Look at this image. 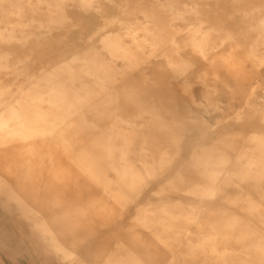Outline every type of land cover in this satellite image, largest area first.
Returning a JSON list of instances; mask_svg holds the SVG:
<instances>
[{"label": "rangeland", "instance_id": "obj_1", "mask_svg": "<svg viewBox=\"0 0 264 264\" xmlns=\"http://www.w3.org/2000/svg\"><path fill=\"white\" fill-rule=\"evenodd\" d=\"M168 2L93 0L84 5L80 0H65V26L51 30H46L44 23L47 9L52 16L54 8L36 0L26 3L27 30L35 31L43 40L30 59L25 56L23 64L0 71V81L9 80L11 84L2 96L0 109L6 116V108L15 100L11 93L17 98L19 93L26 94L41 84L45 75L55 79L62 75V84L83 107L85 124L82 132H68L63 146H58L57 135L35 141L41 153L50 150L52 164L42 162L40 155L32 157L25 148L27 143L0 144L6 157L0 156V176L4 180L0 182L15 191L10 195L0 187V264H105L119 241L124 246L117 250L118 259L136 264H230L224 257L237 249L241 234L264 245L263 218H256L254 210L245 208L249 203L264 214V200L252 182L233 176L238 155L255 148L249 137L264 134L263 39L235 19L237 9L253 5L233 4L232 0H176L168 11ZM143 12L155 16L150 21L158 19L162 29H154L149 41L143 35L137 43L124 38L122 45L133 62L129 65L113 57L108 46L123 31V22L131 31L138 24L148 23ZM199 23L209 36L203 52L187 46L184 40V29ZM213 27L217 31H212ZM170 35L181 46L178 53L172 51ZM92 51L100 57L99 74L113 70L110 81H97L80 65ZM178 60L189 65L180 80L172 72V64ZM65 64L81 72L86 94L78 90L77 74L73 82L69 81L73 76L66 73ZM129 70L131 74L122 80L121 73ZM11 75L17 80L9 78ZM40 91L45 93V89ZM119 117L130 124L117 120ZM73 119L78 120V116ZM209 150L226 160L213 186V199L166 190L179 172L184 175V188L200 183L202 173L194 163V153ZM162 156L166 162L161 165ZM122 160L133 167L140 189L137 193L128 185L117 184L109 168L110 162L118 164ZM80 165L82 169L94 165L103 175L101 183L108 184H96ZM227 176H232L230 183ZM22 203L27 205L25 209ZM138 217L145 220L146 228L138 225ZM223 218L228 221L224 227ZM42 220L52 223L55 231L67 233L66 237L59 233L60 238L71 243L68 248L83 263L76 257L61 262L49 252L48 236L34 229ZM198 223L207 224L218 241L188 244L187 239L196 241L206 236ZM129 255L135 259L128 260Z\"/></svg>", "mask_w": 264, "mask_h": 264}, {"label": "bare ground", "instance_id": "obj_2", "mask_svg": "<svg viewBox=\"0 0 264 264\" xmlns=\"http://www.w3.org/2000/svg\"><path fill=\"white\" fill-rule=\"evenodd\" d=\"M29 1L31 0H0V71L8 70L11 67H18V65L23 64L22 58L25 56L27 57V59H30L29 55L33 54V51L36 45L38 43H41L43 40L41 38V35L37 34L35 31L30 30V29L27 30L29 26L27 27L24 20H26V17L28 16V8L26 6V3ZM64 1L65 0H36L37 4H45L47 6H51L57 12V13L56 12L53 13V15L51 16L50 10L47 9L48 15L44 23V28L46 30L56 29L57 27L65 26L66 18L62 15V12H63L62 4ZM92 1L93 0H80V2L84 5H88ZM174 3H176V0H169L168 11L171 10V7L173 6ZM232 3L233 4L245 3V4L253 5L252 7H250L251 6L250 5L249 8L246 7V8L237 9L236 12L238 16L235 19L239 20L240 23L246 25L248 28H250V30L252 29L251 31L254 30V32H257L258 35L262 37L263 39L262 44L264 46V0H232ZM152 6L154 5L152 4ZM146 11L148 10L146 9ZM149 13L148 12L142 13L145 19L148 20V23L138 24L133 31L127 28V25H126L127 22H123L124 24L123 31H121L118 34V36L114 38V40L108 46L109 47L108 49L112 51L111 55L113 57L117 59H122L127 64L132 65L133 62L129 60L127 49L122 45V41L124 40V38L129 37L132 39V41L137 43L141 40L139 39V37L143 35L144 40L149 41L150 39H152L151 37L154 35V29H157L158 31L162 29L160 24L157 23L158 19H156L157 22L153 20H152L153 22L150 21V18H155V16L154 17L150 16ZM152 14H156V12L154 13L152 12ZM157 15L158 14H156V16ZM123 16H125V14ZM162 18L164 20V17ZM149 23L150 25H147ZM40 28L42 29L41 25L39 29ZM184 30L186 31V37L184 38V40L187 42L188 44L187 46H190L192 49L198 52H203L209 40V36H208V33L204 34L202 32V23L197 24L195 27H192V24H190ZM212 31H217L216 27H213ZM155 40L160 41L161 39L155 38ZM170 42L173 44L172 51L175 53H178L181 49V46L177 44L175 36L170 35ZM17 51H22V52L19 53ZM92 52L93 53L89 55L87 58L80 60V65L82 66V68L86 69L85 71L87 72V74L96 76L97 81L99 82L110 81L112 74H113V70H110V69L107 71L104 70V72L99 74L98 73L99 71L97 70V68L102 67L101 62H100V57L94 51ZM75 58L79 59V57L77 56ZM49 64H51V62H49ZM188 67L189 65L185 63L184 61H181V60L175 61L172 64V72H173L174 78L179 79V80L183 79L185 77V74L188 71ZM63 68L67 71L66 73L70 74V76L77 74V78H78L77 80L80 83L78 86V90L86 94L87 87H86L85 81L84 80L82 81V77L79 76L81 72L79 70H74L69 64L63 65ZM131 71L132 70H129L126 74L121 73L122 80L127 78L128 75L131 74L130 73ZM9 78H15L17 80V76L15 75H11V77ZM74 79L75 77L73 76L72 78H70L69 81L73 82ZM62 81H63L62 75H59V78L57 79L51 77L50 75H47V76L45 75L43 77V82H42L43 84L39 83V84L34 85L33 87L30 88L28 93L26 94L23 93V95H21L22 94L21 88H19L18 93L19 92L21 93L18 94L17 98H16V95H13L11 93V98L12 99L15 98V100H13V103L6 108L7 115L5 116V114L2 113V110L0 109V144H3L4 141L7 142L8 144L15 142V141H21V142L27 143V146L25 148H27V152L32 157H38L40 155L42 162L45 163L47 161L48 163L52 164L53 158L50 154V150L48 151V149H46L49 152V153H45L46 155L44 153H41L35 141L37 139L57 135L59 137V139L57 138L58 146L59 145L63 146L66 142V139H65L66 134L70 131L72 134H75L76 131L82 132L84 129V124H85L84 110H83L82 105H80L78 101V97L74 93H72L68 89V87L63 85ZM10 86L11 84L9 80L0 81V106L3 103L2 96L9 91ZM42 89H45L44 94L40 93L41 92L40 90ZM138 115L141 116V114L139 113ZM76 116H78V120H74V119L72 120V118ZM117 120L124 122L126 125L130 124L128 120L121 118V117L117 118ZM249 139L255 145V148L252 149V151L244 150L242 154L239 152L240 155H238V158H237V170L233 174V176L245 182H252L255 191L258 193L259 197L264 200V188L262 186L264 184V134L254 133L251 136V138L249 137ZM8 151L9 149H7V153ZM8 155L10 156L11 154L9 153ZM194 155H195L194 163L196 164L197 169L202 173V174L198 173L202 181L200 183L195 184L191 189H186L184 188V183H183L184 175L182 174V172H179L171 180L166 190L167 191L178 190L180 192H187L188 194L197 196L199 198L204 197L208 199H213L216 195V191L213 186L215 184V181L218 178V173L220 169L223 167V165L225 164L226 160L221 155H218L217 153L211 150L207 152H202V153L195 152ZM243 155L245 157H243ZM0 156L2 157L4 156V158H6L3 150H0ZM243 159H246V160H243ZM242 161L245 162L244 165H242ZM165 162L166 160L162 156L159 160V163L162 165ZM21 163L22 162H20V164ZM25 165H23V168H25L24 167ZM78 167L81 170H85V173L88 174V176L96 184L98 185L108 184V183H101L103 180V175L102 173L100 172L98 173L95 171L96 169L94 165L86 166L83 169L81 165ZM14 168H16V166ZM109 168L114 172L116 176V180L118 182L117 184L128 185L135 193L140 191V189L138 188V183H136L134 180V176L136 174L133 170V167L129 164L127 160H122L118 164H115L114 161H112L110 162ZM104 169H107V168H103L102 171ZM26 171H28V174H29V170H26ZM26 175L27 174L24 173V176ZM231 179H232V176H227V181L229 183L231 182ZM0 180H2L1 177H0ZM2 181L0 182V187L2 191L4 190V192L6 193L8 192L10 195L14 194L15 191H13L10 188V185ZM106 194H108L110 197L113 196L112 191H107ZM54 203H56V201L53 202V205H55ZM236 204L238 205L239 202L237 201ZM21 206L25 209L27 205L22 203ZM245 208L254 210L253 215L256 218H263L262 220H264V214L261 213L258 207L247 203ZM241 209H244V206ZM95 211H93L92 209V212H95ZM12 212L14 213L15 211H12ZM92 212H88V213H92ZM67 216H70V215H67ZM138 219L136 221L138 225H141L146 228L147 223L145 222V220L140 217H138ZM55 221L57 222V220H54L53 223H55ZM221 225L223 227L228 225V221L226 218L225 219L223 218ZM198 226L201 228V230L204 231L206 236L199 237L196 241H193L192 238L187 239L188 244L193 245V244H201L205 242H217L218 241L217 236L211 235V228L207 224L205 225V224L198 223ZM15 229L17 230V228ZM34 229L37 230L38 233L41 232L48 236V239L46 240V242L49 247V252L52 253L58 261L63 262V261H66L68 258L76 257L75 260H77V262L80 263L81 260L77 257L75 253L70 251V249L68 248V244L70 245L71 243H67L65 240L60 238V234L66 237L65 234L67 233L65 231L58 230L59 232H57L53 229L52 223L43 221V220L40 223H37ZM71 242H75V240ZM120 242L122 241H119V243L117 242L118 246L119 247H122V245L124 246V243L123 242L120 243ZM237 242L239 244L237 249L233 251L232 254L226 255L224 257V259L226 258L225 259L226 261H229L230 264H264V245L260 244L259 242H256L255 240H252L249 236H245L242 234L237 237ZM119 247L117 248L118 251L120 249ZM117 250L113 251L107 257L105 264H136L134 263V261L128 262L127 260H119ZM131 259L132 260L135 259L134 255H129L128 260H131Z\"/></svg>", "mask_w": 264, "mask_h": 264}, {"label": "crops", "instance_id": "obj_3", "mask_svg": "<svg viewBox=\"0 0 264 264\" xmlns=\"http://www.w3.org/2000/svg\"><path fill=\"white\" fill-rule=\"evenodd\" d=\"M1 177V176H0ZM2 178V177H1ZM2 180H3V178H2ZM16 250V249H15Z\"/></svg>", "mask_w": 264, "mask_h": 264}]
</instances>
